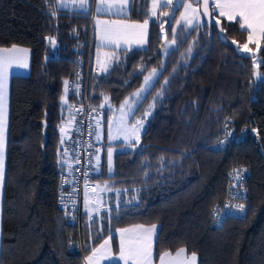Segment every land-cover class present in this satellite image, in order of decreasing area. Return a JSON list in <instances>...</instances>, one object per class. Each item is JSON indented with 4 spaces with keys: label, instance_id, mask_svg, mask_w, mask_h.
<instances>
[{
    "label": "trees",
    "instance_id": "16d2710c",
    "mask_svg": "<svg viewBox=\"0 0 264 264\" xmlns=\"http://www.w3.org/2000/svg\"><path fill=\"white\" fill-rule=\"evenodd\" d=\"M54 1L0 0V46L30 49L28 72L9 79L0 264H82L102 236L134 222L157 223L155 254L184 247L197 264H264V37H257L259 47L249 43L239 19L217 17L225 41L214 26L209 37L204 22H179L163 57L153 22L147 47L120 51L106 71H92L82 189L107 179L108 194L91 212L83 190L80 205L68 196L79 122L71 106L85 98L91 20ZM134 1L138 7L146 0ZM253 55L262 76L252 74ZM152 68L158 73L142 100L151 111L139 142L111 150L110 164L99 129L103 102L119 103ZM240 167L247 173L236 186Z\"/></svg>",
    "mask_w": 264,
    "mask_h": 264
},
{
    "label": "crops",
    "instance_id": "0c3cea01",
    "mask_svg": "<svg viewBox=\"0 0 264 264\" xmlns=\"http://www.w3.org/2000/svg\"><path fill=\"white\" fill-rule=\"evenodd\" d=\"M160 6L168 5L167 0H160ZM211 1V0H210ZM55 6L58 9L66 10L70 12L81 13L85 12L90 15V28H91V39H92V54L93 61L95 60L96 68L98 71H104L105 67L109 66V63L117 56L118 52L125 51L132 48H145L149 42L151 23L156 22L148 15L147 1L139 3L138 7H135V1L129 0L127 6L122 10L120 0H85L83 7H80L81 0H55ZM212 7L214 5L211 1ZM66 5V6H64ZM111 5V6H110ZM139 10V14L134 16L133 9ZM99 9V10H98ZM220 10L216 9L215 16H220ZM226 18V17H224ZM237 19H239L237 17ZM145 20H148L146 27H138L144 25ZM241 22V21H240ZM249 34V32H248ZM260 36L257 32V37ZM119 40L117 45L116 40ZM143 40L144 43L141 45L138 41ZM110 59V62L108 61ZM14 72H10L5 75L0 83L3 87L0 88V94H2V100H0V111L3 113L4 119V141L3 146L5 150L6 141V129L8 119V97H9V79L10 75ZM9 78V79H8ZM106 100V99H105ZM108 100V99H107ZM107 111H104L99 115V119L102 124L105 125L107 121ZM98 120V123L101 121ZM70 119L67 118V123L71 124ZM66 123V124H67ZM66 128V125H65ZM101 125H99V129ZM98 129V130H99ZM101 131V129H100ZM106 130L103 129V132ZM107 133L105 132L104 141H106ZM110 145V144H109ZM108 145V147H109ZM112 146L118 148L123 146V143L114 142ZM4 156V155H3ZM96 162V157H95ZM3 179H4V157H3V173L0 175V237H1V200L3 190ZM107 179H100L95 181L94 185H98L100 182H104ZM101 199L95 200L93 206L99 207ZM96 204V205H95ZM83 208H86V202H84ZM155 225V229L152 233H148L146 229L152 228ZM121 229L127 231L121 232ZM157 231V223H143L134 222L123 226H116L108 234L102 236V238L85 254L82 264H89V258L93 259L94 264H112L119 263L124 264L122 260H119L121 240L124 241L125 249L129 247L139 248L145 245H150L148 248V256L146 258V264H162L161 257L165 253H169L168 256L164 257V264H181L185 258H190L193 252H188L184 247H177L173 250H161L157 254L154 251V239ZM147 238V239H146ZM105 241L108 243L105 244ZM115 243V244H114ZM185 249L184 253L180 254L177 258L178 250ZM108 257V258H104ZM129 264H132L129 261ZM197 264V255H196Z\"/></svg>",
    "mask_w": 264,
    "mask_h": 264
},
{
    "label": "rangeland",
    "instance_id": "374dc122",
    "mask_svg": "<svg viewBox=\"0 0 264 264\" xmlns=\"http://www.w3.org/2000/svg\"><path fill=\"white\" fill-rule=\"evenodd\" d=\"M146 1H147L146 8H148V15L152 19L154 18L155 20H157L156 22H158V26L161 32V36H162V44L160 47L161 56L163 55L165 56L170 46H172L171 35L174 33V26L177 24V21L183 23L184 25H187L185 18L195 17L192 25L200 24L203 22L202 15L199 11L198 3H195L192 0H184L180 8L178 9L177 15L173 17V22H172L173 24L171 23L168 25L171 28H170V35H167L165 18H164V14L166 10L164 11L160 6L161 1L160 0H146ZM211 1L215 3V0H211ZM154 2L157 5L155 8L153 7ZM185 4H190L191 8L186 9ZM193 9H198V12H194ZM153 12H155V15L152 14ZM182 14L185 18H182ZM168 36H170V38ZM240 46L242 45L235 44V47L238 51L245 52L243 48ZM249 52L254 53L255 51H249ZM29 57H30V49L27 46L17 45V44L0 46V68L3 69L5 75L9 74L10 72H14V73L28 72ZM108 61L110 62V59ZM252 61L255 67L254 72H252V74H254L255 76H262L256 68L257 56L253 55ZM95 63L96 62L94 60L92 62V68L90 70L89 75H91L92 71L100 72L97 70L98 68H96ZM154 69L157 70L156 72L157 74L158 68H152L144 71L142 74V79H141L142 81L140 82V84L137 87H135L133 90H131L130 93L125 95L123 99L116 105H112L107 99L104 100L103 106L106 108L108 117L106 124L101 125L100 129L106 130L105 131L107 133L106 145L120 141V143H123V146L124 145L126 146L131 144L132 142H136L137 136L138 139L140 138V134L143 131L145 125V121L151 111V102H147V103L144 102L142 104V100L144 98V95L150 89L151 83L153 82V79L156 76V75L154 76L152 75ZM149 76H151L152 78L146 82L145 77H149ZM137 92H139V95L138 96L134 95ZM122 105H124L123 108L121 107ZM65 125H64V129H67V131L65 130V133L69 134L68 129L71 126V124L67 123ZM134 127L138 129V132H136L135 134L132 132V129ZM105 132L102 134V138H105ZM126 136L128 137L127 139L125 138ZM112 146H117V145H111V147L109 146L110 150L121 148V145L118 146V148ZM3 155H4V146H3ZM105 185L106 182H100L98 185L83 189V201L86 202V208L90 209L89 211L96 209L93 206L95 200L97 199L100 200V198L103 199V196L108 194V188ZM112 264H119V263H112Z\"/></svg>",
    "mask_w": 264,
    "mask_h": 264
},
{
    "label": "snow or ice",
    "instance_id": "6c2138e0",
    "mask_svg": "<svg viewBox=\"0 0 264 264\" xmlns=\"http://www.w3.org/2000/svg\"><path fill=\"white\" fill-rule=\"evenodd\" d=\"M121 2V7L122 10L127 6L129 3V0H120ZM85 3V0H81L80 7H83ZM167 3L171 4L172 0H167ZM209 3L210 0H204L203 7H204V12L203 15L208 16V15H213L216 11V9L220 10V16L221 17H226L229 21L239 18L241 21V28L242 29H247L249 34H248V42H256L258 47H259V40L257 39V32H259L260 37H264V0H215V3L213 7L210 9L209 8ZM66 6V5H64ZM111 6V5H110ZM157 5L154 2L153 7L155 8ZM185 8L189 9L191 8L190 4H185ZM99 10V9H98ZM194 12H198V9H193ZM155 15V12L152 13ZM167 15V13H165ZM182 18H185L182 14ZM186 23L188 26H191L193 24V20L195 17L192 18H185ZM179 23V21H177ZM217 24H219V20L216 21ZM148 24V20H145L144 25H140L138 27H146ZM175 31V30H174ZM221 31L223 29L221 28ZM175 41H173L174 43ZM116 43L118 45L119 40H116ZM141 45L144 43L143 40L138 41ZM235 43V41H233ZM15 47V46H14ZM243 48L245 52L251 51V49L248 48L247 44L240 46ZM26 66V65H25ZM105 71L107 68L105 67ZM157 70H153L152 75H156ZM4 77V71L2 68H0V81H2ZM152 77H145V81H149ZM3 85L0 83V88H2ZM134 95H139V92L135 93ZM2 94H0V100H2ZM2 107V106H0ZM122 108L124 105L121 106ZM141 123V122H138ZM63 131V129H62ZM132 132L135 134L138 132L137 128H133ZM111 138V137H110ZM126 139L128 138L127 136L125 137ZM3 141H4V119H3V113L0 111V175L3 173ZM136 142H139L138 136ZM109 163L111 164V150H109ZM239 208L243 209L244 205H239ZM155 229V225L152 226L150 229H146L148 233H152ZM121 232L127 231L125 229H121ZM147 239V238H146ZM108 242L105 241V244ZM150 245H145L143 247L139 248H132L129 247L127 250L125 249L124 246V241L123 239L121 240V248H120V255H119V260H122L124 264H129V261L132 262V264H146V258L148 256V248ZM185 249H180L178 250L177 253V258L180 257L181 253H184ZM169 253H165L161 257V262L164 264V257L168 256ZM108 258V257H104ZM89 264H94L93 259L89 258ZM181 264H196V253H192L190 258H185L181 262Z\"/></svg>",
    "mask_w": 264,
    "mask_h": 264
},
{
    "label": "built area",
    "instance_id": "2783aa9c",
    "mask_svg": "<svg viewBox=\"0 0 264 264\" xmlns=\"http://www.w3.org/2000/svg\"><path fill=\"white\" fill-rule=\"evenodd\" d=\"M92 62H93V54H92V39H91V28L89 30V42H88V50H87V61H86V75L84 76V84L81 85L85 91V98L83 103H75L71 106V109L73 110V115L76 117L78 122V125L76 127V136H75V158H74V176H73V182H74V188L73 190H70L68 194L72 196L73 200L77 205H80L81 202V195H82V187L83 184L87 181V171H88V162L90 161L91 156V150L89 148V138L90 133L93 125L92 117L94 116V109L91 105L87 103L86 100V94L88 91V79L90 70L92 68ZM236 180L237 185L242 184V178L244 174H246V170L243 168H238L236 171ZM238 195H240L239 192H237V189H234L232 192L233 198H236ZM239 197H237L238 199ZM240 200V199H239ZM229 204V203H227ZM236 205H242L241 201L239 203H236ZM237 206V207H238ZM241 209V208H240ZM238 211V210H237ZM242 210H240L241 212ZM239 212V211H238Z\"/></svg>",
    "mask_w": 264,
    "mask_h": 264
},
{
    "label": "water",
    "instance_id": "95a60500",
    "mask_svg": "<svg viewBox=\"0 0 264 264\" xmlns=\"http://www.w3.org/2000/svg\"><path fill=\"white\" fill-rule=\"evenodd\" d=\"M184 0H172V3L171 4H168V8L166 10L165 13H167V15L164 14V18H165V26L167 27L169 24L172 23L173 21V17L175 16L177 10L180 8L182 2ZM193 2L195 3H198L199 5V11L202 15V18H203V22L205 23V25L207 26V29H208V36L210 37L211 35V32H212V27L214 26L216 28V32H217V35L220 37V39L222 41H225V37L221 34V21L214 17L213 15H208V16H205L203 15V12H204V7H203V3H204V0H192ZM209 8L211 9L210 7V3H209ZM219 20V24L216 23V21ZM48 42V37H46V43ZM46 57V55L44 56V58Z\"/></svg>",
    "mask_w": 264,
    "mask_h": 264
}]
</instances>
